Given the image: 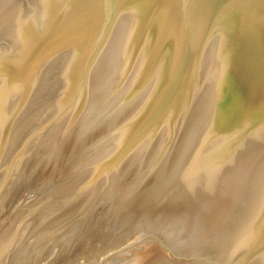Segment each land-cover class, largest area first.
<instances>
[{
  "label": "water",
  "instance_id": "water-1",
  "mask_svg": "<svg viewBox=\"0 0 264 264\" xmlns=\"http://www.w3.org/2000/svg\"><path fill=\"white\" fill-rule=\"evenodd\" d=\"M0 264H264V0H0Z\"/></svg>",
  "mask_w": 264,
  "mask_h": 264
}]
</instances>
